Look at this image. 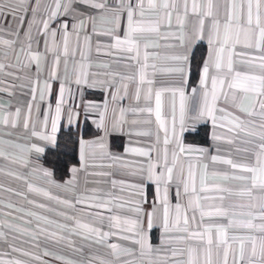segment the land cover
I'll return each mask as SVG.
<instances>
[{"label": "snow or ice", "instance_id": "snow-or-ice-1", "mask_svg": "<svg viewBox=\"0 0 264 264\" xmlns=\"http://www.w3.org/2000/svg\"><path fill=\"white\" fill-rule=\"evenodd\" d=\"M5 14L16 19L18 28L27 16V46L21 44L20 53L25 58L22 67L30 69L25 73L30 100L14 112L0 105V124L22 128L49 148H59L57 133L66 120L69 140L76 136L72 142L78 144L85 166L86 150L104 148L105 144L103 137L87 141L80 136L82 115L86 119L91 111L102 107L97 127L107 130V112L113 103V131L123 130L128 113H154L158 125L157 146L126 149L147 158L129 173L134 180L111 181L113 187L119 183L121 190L130 191L126 200H105L95 195L59 199L33 184L27 185L30 193L72 209L83 205L79 211L101 220L103 213H93L92 209L109 213L110 230L103 232L59 212L73 221L71 226L58 224L61 231L80 235V230H85L95 234L97 243L113 236L125 242L108 243L111 259L100 264H264V0H0V18ZM33 29L44 37L43 52L33 48V43H38ZM93 36L109 38L106 44H96L97 55L115 52L127 56L137 65L133 74L94 71ZM154 38L170 41L164 45L167 51L150 52L160 48ZM205 41L207 54L196 65L199 88L189 90L196 51ZM0 44L12 47L16 41L0 39ZM161 58L164 63L158 65ZM5 67L0 63V72ZM98 67L108 65L101 62ZM158 75L177 79L157 82ZM93 89L106 92L107 98L99 104L88 99ZM165 98L169 101L168 119L164 117ZM125 100L126 107L120 103ZM236 113H242L243 118ZM189 120L211 122L214 152L183 142L186 130L195 131L187 129ZM136 123L131 121L129 135H151L149 131L133 133ZM217 129H225L230 135H220ZM10 143L0 140V144ZM222 144L230 147L224 149ZM11 146L22 148L19 144ZM22 150L43 154L46 149L33 143ZM0 156H6V151L0 149ZM39 171L54 183L51 171ZM71 171L73 178L65 182L66 186L74 183L78 169ZM36 206L45 208L44 204ZM28 215L54 223L36 213ZM37 228L48 232L39 224ZM156 231L160 235L154 243ZM26 234L37 239L34 234ZM53 237L67 239L57 232H51L47 239ZM0 239H6L2 231ZM10 247L13 252L22 251ZM0 264L24 262L0 259Z\"/></svg>", "mask_w": 264, "mask_h": 264}, {"label": "crops", "instance_id": "crops-1", "mask_svg": "<svg viewBox=\"0 0 264 264\" xmlns=\"http://www.w3.org/2000/svg\"><path fill=\"white\" fill-rule=\"evenodd\" d=\"M111 2V0H110ZM18 13L17 15H22ZM53 27H57L53 24ZM27 29V16L25 23L22 27L17 26L16 19L12 15L5 14L3 18H0V39L2 40H15L16 44L12 47H8L0 44V63L5 64L4 71L0 72V105L4 106L8 112H14L16 107L22 106L23 102L30 100L28 95V80L25 78V73L30 69L22 67L24 61V55L20 53V45L27 46V40L25 37V30ZM19 32V36L16 32ZM33 36L35 41L33 48L37 51H44V37L37 35L35 29H33ZM59 40V37H57ZM106 44L109 42L108 37L93 36L92 37V61L93 70H99L101 73L106 71L118 72L121 75H131L134 69L137 67L135 61H131L125 55L113 53L112 55H97L95 47L97 43ZM155 43L160 44L159 49H149V51H157L163 54L167 49L164 45L170 43L164 39L154 38ZM205 45L207 54V42H203ZM72 46H75V39L72 40ZM85 52L87 48L85 47ZM17 53H20L19 59H17ZM51 55L49 54V60ZM101 62L108 65L107 68L98 67ZM158 65L164 63L162 58L157 61ZM9 65H14L9 67ZM34 71V69H32ZM151 72V68L148 70ZM10 73V74H9ZM157 82L161 80L177 79L176 77L158 75L156 77ZM119 77H117V81ZM189 81V78H188ZM199 88V79L193 84L189 85L188 89ZM131 90V89H130ZM88 99H92L98 104L101 100L107 98V93H101L99 89L90 90ZM121 105L127 106L128 101H121ZM195 103V101H191ZM164 117L169 118V101L165 98L164 101ZM177 119L179 118V98L177 97ZM115 105L110 103L107 112V130L98 128L100 116L102 113V107L100 111L93 110L87 118L82 115L79 121V130H83L85 125H89L96 133L92 136L82 137L84 140L93 141L99 138H104V148H92L87 149V161L85 164L80 159V151L78 146V163L72 165L69 169V176L65 180H57L54 177L53 171L44 165L42 161L43 154L33 152H26L22 149L30 147L31 144L36 143L39 146L49 148L45 142L38 141L35 138L30 137L24 133L22 128H11L0 124V140L9 141L10 144H0V149L6 151V156H0V231L6 234V239H0V259L14 260L20 259L24 264H68L69 261L72 264H100L101 260L111 259L109 255L110 250L107 248L108 243H125L120 241L118 237H111L106 242L97 243V237L95 234H91L85 230H80V235H73L67 231H61L57 227L58 224H67L71 226L72 220H66L64 216L58 215L59 212H63L68 216L79 219L82 223L90 224L96 228H99L103 232L109 231V221L107 219L109 213L104 209H92L94 213L100 211L103 213L104 219L101 220L94 215H89L87 212H81L79 209L83 205H77L75 209L65 207L58 203L57 200L48 199L42 195L28 192L27 185L33 184L36 187L42 188L45 191L51 193L52 196L59 199L74 200L77 198H90L92 196H100L107 200L111 197L120 198L126 200L130 197V191L128 189L121 190L119 183L115 187L112 186L111 181L117 182L124 180L126 182H132L134 178L129 174L137 169V167L146 162V157L135 155L134 153L127 152V148H140L147 150L150 147L156 145V133L158 125L156 122L155 114L128 113L126 119L127 124L124 125L123 130L113 131L111 128L112 120V107ZM243 118L242 113H236ZM132 120H136L137 123L132 125L133 133L135 131H149V136H137L135 134L129 135V125ZM150 121V122H149ZM170 122V121H169ZM62 128H68L66 120L62 121ZM202 126H207L209 133V142L207 144L194 143L185 139L186 133L190 132L186 130L183 133V142L187 145H194L198 147L209 148L211 151H215L212 140L213 126L211 122L204 123L203 121L194 122L189 120L187 122V129H199ZM75 128V126L73 127ZM179 131V125H177ZM220 135H230L225 129L216 130ZM59 133V132H58ZM57 133V135H58ZM160 136L163 137V132L160 131ZM19 144L22 148H15L11 145ZM222 148L227 149L230 146L222 144ZM195 155V154H194ZM118 158V159H117ZM25 161L27 164L25 165ZM47 169L52 172L51 181L49 178L44 177L39 169ZM78 169L75 174L74 183L70 186H66L65 182L73 178L72 169ZM11 173V175H10ZM107 173V175H102ZM19 177V178H18ZM60 185L61 187H57ZM21 193L22 195H17ZM28 200H33L34 203L29 204ZM37 204H44L45 208H39ZM12 205V207H9ZM21 209V211H17ZM51 209V211L49 210ZM36 213L39 217H46L48 220L54 223L48 224L43 220H37L35 216H29L28 213ZM31 221V223H29ZM39 224L42 228L48 229V232H40L37 228ZM14 228L20 229V231H14ZM51 232H57L60 235L67 237V239L59 240L57 237L47 239ZM31 233L37 236L36 240L31 239ZM159 231L154 232L153 242L157 243V237ZM85 237H88L87 239ZM39 245L38 247L36 245ZM10 245L20 248L21 252H13ZM45 251L50 253L45 255ZM23 252H28L30 255L25 256ZM39 256L41 259L36 260L34 257ZM57 256L64 257V259H56ZM231 264V262H230Z\"/></svg>", "mask_w": 264, "mask_h": 264}, {"label": "trees", "instance_id": "trees-1", "mask_svg": "<svg viewBox=\"0 0 264 264\" xmlns=\"http://www.w3.org/2000/svg\"><path fill=\"white\" fill-rule=\"evenodd\" d=\"M205 45L201 44L196 51L195 60L193 62V71L189 76V85L195 84L199 75L196 71V65L201 62L203 56H205ZM68 128H62L58 133L57 138L59 140V148H47L43 154L42 161L44 165L49 167L54 174L55 179L65 180L69 176V169L72 165L78 163V144L73 143L76 136L73 135L72 140H69L67 135ZM76 132V128H73V133ZM80 136H92L96 132L91 129L89 125H85L83 130H79ZM209 130L207 126H202L196 131H190L186 133L185 139L194 143L207 144L209 142L208 136Z\"/></svg>", "mask_w": 264, "mask_h": 264}]
</instances>
